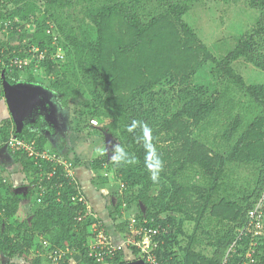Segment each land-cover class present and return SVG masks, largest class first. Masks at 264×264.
Returning <instances> with one entry per match:
<instances>
[{
    "label": "trees",
    "instance_id": "obj_1",
    "mask_svg": "<svg viewBox=\"0 0 264 264\" xmlns=\"http://www.w3.org/2000/svg\"><path fill=\"white\" fill-rule=\"evenodd\" d=\"M248 3L263 12L259 25L216 58L184 21L190 8L184 0H0V30L27 22L35 27L23 45L0 41V98L4 90L23 80L22 75L33 81L36 66L43 77L54 76L63 106L69 100H82L77 126L97 119V127L128 153L127 163L112 162L128 188L140 185L136 196L130 194L131 200H140L146 207V226H169L156 249L163 264H243L252 241L254 264H264V221L258 236L242 231L264 185V82L247 84L234 68V62L243 59L264 71V0ZM57 52L62 59L55 58ZM14 59L31 61L20 68L11 63ZM208 61L210 76L225 83L223 95L237 88L249 105L260 108L247 125L242 126L238 114L220 111L217 94L207 96L205 87H190ZM133 121L139 123L130 132ZM12 122L0 125V143L13 133L17 138L34 139L38 148L45 146L44 136H35L27 126L14 131ZM142 125L150 131L145 133ZM214 127L216 132L211 134ZM12 157L29 182L17 192L8 184L7 175L0 178V260L50 264L51 259L41 254L56 249L66 251L58 264H96L87 248L91 220L75 219L83 207L71 200L74 187L64 180L57 187L56 176L41 180L37 166L22 152ZM96 159L94 166L102 167L106 154ZM71 160L77 161L75 156ZM244 163L259 168L257 199L243 197L239 202L225 187L234 188L227 184L229 168ZM43 168L48 170L49 164ZM189 169L201 179L185 181ZM152 170L158 171L156 182L151 179ZM153 186L159 190L149 195ZM163 212L167 213L164 217ZM203 218L207 221L203 234L210 236L211 228L216 232L209 237L212 256L193 248L195 240L199 242L197 229ZM187 220L194 222V231L176 253L173 245ZM130 252L136 256L135 249ZM125 255V250H119L107 263L123 264Z\"/></svg>",
    "mask_w": 264,
    "mask_h": 264
},
{
    "label": "rangeland",
    "instance_id": "obj_2",
    "mask_svg": "<svg viewBox=\"0 0 264 264\" xmlns=\"http://www.w3.org/2000/svg\"><path fill=\"white\" fill-rule=\"evenodd\" d=\"M184 1L190 3L189 10L183 15L184 21L192 28L197 40L216 58L224 56L241 36L251 33L259 25L258 21L263 16L262 11L260 14V10L249 6L248 0ZM6 28L0 30V41L14 46L23 45L30 39L35 29L32 22L20 24L12 29ZM36 51L37 48L34 47L32 52ZM210 67L211 62H205L193 77L190 87H205L207 96L217 94L218 98L220 96L218 101L220 111L231 112L233 115L238 114L241 117L242 126L247 125L260 111V108H253L255 106L249 105L247 98L237 88L232 87L223 95L225 83L210 76ZM234 68L247 84L264 82V71L243 59L234 62ZM36 74L33 81H27L24 79L27 76L22 75L23 80L11 85V90H4L0 98V125L5 120L13 121L14 131L27 126L28 130L36 133L35 136L45 137L44 147L48 150L66 160H71L75 156L77 161H72V165L82 192L91 207L93 213L91 222L94 221L96 225L101 226L107 235L118 243L122 240L124 222L128 218L133 215L136 218H146V207L143 203L140 200H131V191L136 196L140 185L131 189L121 180L112 162L117 141L97 127V119L90 120L88 126H85V122L77 126V115L82 109V100H69L66 106H63L60 102V95L54 87L56 82L54 76L43 77L42 71L39 70ZM77 127L82 130H77ZM215 132L216 127L210 130L211 134ZM13 154L0 146V178L2 175H7L8 184L15 191L22 192L25 190L26 183L29 182V177L23 173L21 165L13 159ZM102 154H106L104 165L94 166L96 158ZM185 168L190 167L185 166ZM2 169H4L3 172ZM185 172H188L185 181L193 182L201 179L200 175L193 174L194 172L190 169ZM228 173L230 177L227 184L234 187L233 189L229 188V185L225 187L230 195L233 192V197L239 202L243 197H249L251 201L257 199V191H255L259 173L257 165L244 163L236 169L230 167ZM180 178L178 177L179 180ZM158 190L159 186H153L148 194L155 195ZM166 215L167 213L163 212L161 216ZM194 215H196L195 211ZM175 219H178L177 215ZM206 222L205 218L200 220L197 229L199 242L196 239L193 248L198 253L212 256L214 247L209 244V239H211L209 237L216 236V232L214 228H211L210 236L203 234ZM121 224H123L122 231L117 230V226ZM90 225L87 228V232L90 231L87 243L96 238L94 232L91 233ZM181 229L182 232L178 233L177 242L173 245L176 253L180 252L187 242V236L194 231V222L185 221ZM35 239L39 241L40 238L35 237ZM126 254L127 261L123 264H143L136 254V256L132 255L130 249L126 250ZM41 255L44 256V253ZM15 259L23 263L22 259ZM77 259L76 255L72 261L75 262ZM0 262L6 264L5 260H0Z\"/></svg>",
    "mask_w": 264,
    "mask_h": 264
},
{
    "label": "built area",
    "instance_id": "obj_3",
    "mask_svg": "<svg viewBox=\"0 0 264 264\" xmlns=\"http://www.w3.org/2000/svg\"><path fill=\"white\" fill-rule=\"evenodd\" d=\"M44 53H39V59H42ZM55 58L62 59L63 56L60 53L55 54ZM29 59H14L11 63L22 67L30 63ZM1 64V61H0ZM33 73H37L39 68L34 66L32 68ZM4 149L9 150L11 153L22 152L30 160L33 161L34 165L39 170V177L42 179H50L56 176L60 182L56 183V186L63 185V181L71 184L75 193L71 196V200L80 203L83 207L82 211H78L75 215L76 220H87L93 218V213L89 203L87 202L84 193L80 187L78 178L73 168V162L70 159H64L60 155L48 150L45 147L38 148L34 139L17 138L11 134L6 140L0 143ZM44 163L49 164V169L43 168ZM40 190L43 189L40 183L38 184ZM264 221V187L261 195L256 200L252 209L248 212V222L242 231L251 232L252 237L258 236L263 230ZM147 218H136L134 215L128 218L124 222V231L122 233V240L118 243L114 242L110 236L107 235L105 230L99 225H96L94 221L91 222V233L96 238L92 239L87 243L88 255L92 257L96 264H108V259H111L116 252L119 250L135 249L136 255L142 260L143 264H163L158 261L156 249L163 243L164 236L168 233L169 226H162L161 224L154 227H147ZM98 224V222H97ZM44 247L47 246V241L43 240ZM234 243L231 244L229 250L233 247ZM253 245L255 242L252 241L248 247L245 258L242 260L243 264H254L256 260L253 258ZM66 251L62 250H48L47 258L51 259L50 264H58L60 259ZM225 261V260H224Z\"/></svg>",
    "mask_w": 264,
    "mask_h": 264
},
{
    "label": "clouds",
    "instance_id": "obj_4",
    "mask_svg": "<svg viewBox=\"0 0 264 264\" xmlns=\"http://www.w3.org/2000/svg\"><path fill=\"white\" fill-rule=\"evenodd\" d=\"M138 123L139 122L137 121H133L132 124L129 126L128 131L130 132L134 131L135 128L138 126ZM142 129L145 131V133L150 131L146 125H142ZM153 153H154V149H153ZM112 159L119 166L121 163H127L129 156L128 153L122 147L118 146L115 150V154L112 156ZM158 178H159L158 171L152 170L151 179L153 180V182H156Z\"/></svg>",
    "mask_w": 264,
    "mask_h": 264
},
{
    "label": "crops",
    "instance_id": "obj_5",
    "mask_svg": "<svg viewBox=\"0 0 264 264\" xmlns=\"http://www.w3.org/2000/svg\"><path fill=\"white\" fill-rule=\"evenodd\" d=\"M18 175V174H17ZM117 230H120V231H122V229L120 228V226L118 225L117 226Z\"/></svg>",
    "mask_w": 264,
    "mask_h": 264
},
{
    "label": "bare ground",
    "instance_id": "obj_6",
    "mask_svg": "<svg viewBox=\"0 0 264 264\" xmlns=\"http://www.w3.org/2000/svg\"><path fill=\"white\" fill-rule=\"evenodd\" d=\"M250 10V9H249ZM248 12V11H247Z\"/></svg>",
    "mask_w": 264,
    "mask_h": 264
}]
</instances>
